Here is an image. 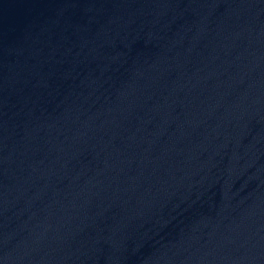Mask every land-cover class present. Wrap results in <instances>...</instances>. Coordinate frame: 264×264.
<instances>
[{"label": "water", "instance_id": "1", "mask_svg": "<svg viewBox=\"0 0 264 264\" xmlns=\"http://www.w3.org/2000/svg\"><path fill=\"white\" fill-rule=\"evenodd\" d=\"M0 264H264V0H0Z\"/></svg>", "mask_w": 264, "mask_h": 264}]
</instances>
